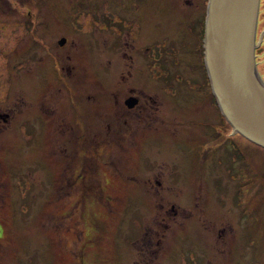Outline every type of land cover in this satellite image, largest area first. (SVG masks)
Returning <instances> with one entry per match:
<instances>
[{
    "label": "rangeland",
    "instance_id": "obj_1",
    "mask_svg": "<svg viewBox=\"0 0 264 264\" xmlns=\"http://www.w3.org/2000/svg\"><path fill=\"white\" fill-rule=\"evenodd\" d=\"M173 1L0 0V107L14 109L11 123L0 126V264H264V180L247 155L244 159L240 150L227 147L225 138L231 132L224 129L221 112L209 166L204 153L210 147L194 142L196 131L212 135L214 122L203 123L211 119L204 113L193 126L191 141L169 143L166 137L153 136L134 146L122 161H98L101 175L97 172L89 180L99 185L96 193L86 192L81 182L60 191L74 177L60 178L62 164L49 146L50 130L35 115L51 80H60L58 62L47 46L39 48L34 18L23 21L20 16L41 10L42 18L37 14L36 21L43 20L41 36L49 44L61 36L91 41L80 27L87 26L86 19L77 12L100 15L105 21L116 18L123 24L121 30L133 35L139 32L138 23L144 31L159 17L153 38L188 35L185 29L171 33L182 20H174ZM103 38L108 47L116 43L114 34ZM180 48L186 77L206 78L199 55L196 59L194 50L185 53ZM113 53L107 49V65L111 60L114 66ZM258 69L264 78V64L258 62ZM202 125H208V133L201 131ZM235 137L261 163L264 155ZM154 177L164 187H153ZM194 193L198 205L202 202L198 208ZM170 201L182 207L175 209L177 215H169ZM184 209L188 212L181 215ZM188 213L193 216L186 217ZM217 227L226 230L223 238L213 230Z\"/></svg>",
    "mask_w": 264,
    "mask_h": 264
},
{
    "label": "flooded vegetation",
    "instance_id": "obj_2",
    "mask_svg": "<svg viewBox=\"0 0 264 264\" xmlns=\"http://www.w3.org/2000/svg\"><path fill=\"white\" fill-rule=\"evenodd\" d=\"M173 3L177 8L173 13L174 20H182L178 25L175 23L171 33L185 29L191 32L190 34L170 38L160 36L155 39L150 34L154 25L155 28L160 26L157 24L159 17H156L150 20L144 31H141V25L132 19V24L139 25V32L133 35L121 30L123 24L117 22L116 18L113 20V17H109V20L105 21L100 15L85 16L77 12V16L82 14L84 21L86 19L87 26L80 27L84 28L89 35L88 40L91 41L80 42L74 36L71 39L61 36L53 44H49L41 36L43 20L36 21L37 14L42 18L41 10L36 11L35 15L27 11V15L23 13L20 16L23 21L34 18L35 36L41 42L39 48L47 46L58 62L60 80L55 77V80H51L49 91L40 99L35 115L41 117L44 127L50 130L49 146L56 160L62 164L60 178L74 177L73 181L60 187L61 192L66 188L72 190L76 188V183L81 182L86 192L96 193L99 185H90L89 180L97 172L100 174L99 167H96L97 162H107L108 159L122 161L124 157H128L134 146L144 143L145 139L160 136L166 137L165 142L169 143L173 140L180 142L186 138L191 141V133L195 129L193 126H197V118L203 117L204 113L211 119H203V123L214 122V126L210 125L212 135L203 137L202 133L199 135L196 131L198 137L195 136L194 139L198 140L194 142H204L210 147L204 157L208 166L210 162L212 164L209 153L216 151L214 148L217 143H214L219 138L216 118L220 110L204 65L203 34L208 0H174ZM4 16L12 17L8 14ZM108 33L114 34L116 41L110 47L103 38V35ZM257 43L259 47L256 59L259 64H264V0L260 3ZM180 45L185 49V53L194 50L196 59L199 55L206 78L204 76L203 80L198 79L196 75L187 78L186 73L181 71L183 54L180 53ZM107 49L114 51V66L111 60L109 65L106 64ZM43 60L42 55L38 56V61L42 63ZM56 81L62 84L59 85ZM194 93L199 97H196V100ZM7 100L8 95H4L2 102ZM186 105L189 107L186 108ZM12 113L14 114V109L4 111L0 107V126L11 123ZM207 126L203 128L202 125L201 131H207ZM223 127L229 131L226 123ZM234 137L231 129L230 136L225 138L227 147L232 146L233 150H240L244 159L248 156L250 164L254 163L259 168L256 175L264 180V161L256 163L241 146L234 145ZM156 179L153 187H164L163 181ZM148 180L151 182L150 177ZM191 186L194 188L193 183ZM191 190L196 192L195 189ZM195 198L198 208L202 202L198 205V195H195ZM171 203L168 213L177 215L175 209L182 207ZM187 212L184 209L181 215ZM185 216L190 218L193 214L188 213ZM203 221L207 227L208 221ZM217 229L219 236L223 238L226 230L224 227L213 230ZM152 231L158 233L156 230ZM72 262L74 263V259Z\"/></svg>",
    "mask_w": 264,
    "mask_h": 264
},
{
    "label": "water",
    "instance_id": "obj_3",
    "mask_svg": "<svg viewBox=\"0 0 264 264\" xmlns=\"http://www.w3.org/2000/svg\"><path fill=\"white\" fill-rule=\"evenodd\" d=\"M261 0H208L204 65L234 135L264 149V78L256 53Z\"/></svg>",
    "mask_w": 264,
    "mask_h": 264
},
{
    "label": "trees",
    "instance_id": "obj_4",
    "mask_svg": "<svg viewBox=\"0 0 264 264\" xmlns=\"http://www.w3.org/2000/svg\"><path fill=\"white\" fill-rule=\"evenodd\" d=\"M203 36H204V34H203ZM258 61V60H257ZM257 64H258V62H257ZM223 117V116H222ZM223 120H224V122L226 123V125L228 126V128H229V131L231 132V126L227 123V121L225 120V118L223 117ZM239 137H241L240 135H238ZM242 139H244L245 141H247L250 145H252L253 147H255V148H257L258 149V151L261 153V155H264V149L263 148H261V147H259V146H257V145H254L253 143H251V142H249L248 140H246L245 138H243V137H241ZM232 139V138H231ZM233 141H234V145L237 147L238 145H237V142H236V137H234L233 138ZM254 158V157H253ZM261 162L262 161H264V158L261 156Z\"/></svg>",
    "mask_w": 264,
    "mask_h": 264
}]
</instances>
